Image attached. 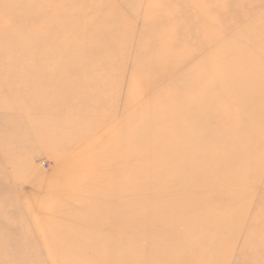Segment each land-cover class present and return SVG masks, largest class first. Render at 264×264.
I'll return each instance as SVG.
<instances>
[{"label":"rangeland","instance_id":"1","mask_svg":"<svg viewBox=\"0 0 264 264\" xmlns=\"http://www.w3.org/2000/svg\"><path fill=\"white\" fill-rule=\"evenodd\" d=\"M80 1L0 0V25L8 22L0 53L17 67L0 72V264H109L140 228L148 237L141 248L154 249L146 261L169 254L193 255L195 264H264V115L251 116L264 113V0ZM88 10L95 22L85 28ZM73 30L91 38L78 46L86 61L79 55L72 70L40 72L28 46L52 47ZM193 74L206 77L202 89L189 83ZM254 89L259 101L244 100ZM235 90L237 98L217 101ZM225 116L230 129L220 134ZM204 129L216 133L203 137ZM192 133L193 147L209 146L200 156L210 168L198 177L203 192L188 198L199 188L186 174L154 190L159 166L189 154L200 161L176 141ZM133 151L158 166L136 174ZM107 180L124 186L113 190L115 203L74 200L84 189L104 197ZM134 181L166 208L128 227L124 188Z\"/></svg>","mask_w":264,"mask_h":264},{"label":"bare ground","instance_id":"2","mask_svg":"<svg viewBox=\"0 0 264 264\" xmlns=\"http://www.w3.org/2000/svg\"><path fill=\"white\" fill-rule=\"evenodd\" d=\"M76 4L81 7V6H84L85 4H89V2L87 0H84L82 2L81 1L80 2H76ZM85 6H87V5H85ZM1 8H0V10H1ZM88 12L89 13H85L86 15H84V17L87 18V22L84 25L85 28L92 27L93 23L95 22V19H91V16L94 17L96 13H92V11L90 12V10H88ZM2 15L3 14H1V16ZM6 23H8V22L7 21L6 22H4V21L1 22L0 30L4 26H6ZM80 30L79 31L73 30L71 33L64 34L63 35L64 37L62 38L63 39L62 42L61 43L59 42V44H55L52 47H46L44 49V48H42V47H40L38 45H36V46H28L29 49H30V53L32 55H34V57H32L30 55L31 56V60L34 62L33 64L36 65V67L40 68V70H41L40 72L45 73V74H51L52 71H55V70L59 69V67L60 68L64 67L65 70H72L70 67H75L77 65L75 63L79 62V60H78L79 58L78 57H79V55H81V46L80 47H78V46L79 45H84L83 42L85 44L87 42H90V39H91V38L82 39L83 36L81 34H79L81 32ZM45 51H46V55L44 54ZM40 53H42V55H43L42 57L39 56ZM83 56L84 55L82 54L81 55V57H82L81 60L86 61V59ZM5 57H6L5 53H0V67H1L0 68V72L1 73H8L10 71H13V70L17 69V67L15 66L14 63L12 64L13 66L9 65L8 67H6L5 66L6 65V58ZM12 58H13V59H11L12 61H14V60L16 61V59H18L16 54H13ZM22 60H26V59L23 58ZM58 60L62 61L63 63H60ZM80 63H82V62L80 61ZM28 65L29 64L22 65L21 66L22 70L27 71ZM202 70L206 74V67H204ZM188 80H189V83L191 81H195V83H196V81H199L201 83L200 87L202 89V84L206 81V77L204 75H202V77H198L197 78L196 75L193 74V75H191V78L189 77ZM5 82L6 81L4 80L3 83H5ZM12 82H14V81L8 80L6 83H12ZM211 83L215 84L214 81L211 82ZM185 86H187V85H185ZM252 91L253 92H251V93H254V95H251V96L247 95L244 100H248V101H250L252 103L255 102V101L258 102L259 99L256 96L257 92L255 91V89L252 90ZM237 92H238L237 90H235V91H226L224 93L223 92H221V93L219 92L220 95L218 96L219 98H218L217 101L220 102L221 99L225 100L228 97L235 98ZM203 96H205V95L203 94ZM92 100H94V97H93ZM208 102L211 103L210 100ZM192 104L193 103L190 102V100H189L188 105L191 106ZM212 104H216V103H211V105ZM98 105H99V103H98ZM179 105H181V104H179ZM165 107H167V109L168 108L169 109H174L175 105L172 104V103L169 106L167 104H165ZM176 107H178V106H176ZM229 108H230L231 113H235L234 112L235 109H233L230 106H229ZM164 112H165V110H164ZM187 112H188L189 115L193 114L192 111H191V107L187 108ZM263 115H264V113L262 115H260L258 110L255 113H251V116L253 118H255V119H258V117L261 118V116H263ZM229 116H227V117L225 116L224 117V120H225L224 124L222 123L223 122L222 118H220L217 121L218 125H219V130L221 131V132H219L220 134L221 133L222 134L225 133V131H223V126L224 127L226 126L225 128H227V129L229 128V126L226 125V124L230 125V123H231V119L229 120V118H230ZM199 118H201L200 122H202L205 119L202 114H199ZM187 120H189V118ZM215 120H217V119H215ZM10 122H11V125H14V123H15V122H12V121H10ZM8 124H10V123H8ZM216 128H218V127H216ZM203 131H204L203 132V137L206 134H207L206 136L209 135V137H210L212 135V133H214V132L216 133V131L208 130V129H204ZM125 132H128V131H125ZM178 133H180V132H178ZM126 136L127 135L122 134L123 139ZM174 137L175 136L173 135L172 139ZM193 137H194V133L190 134L187 139H184V140L182 139L181 140L180 138L179 139L177 138L176 141H177L178 144L184 143V142L187 143V149L191 150V152L193 151L194 154H196L195 150H197V152H198L197 155H198V158H199L198 160H200V161H197V162L193 161L192 158H191V155L189 154V157H188V155L185 158L177 157L176 160H173L172 162H168V163H166L164 165L159 166L161 170L158 169L159 173L156 174L153 177V179H154V180H152L153 184H151V186H152V188L154 190H159L160 189L159 188V186H160L159 181L162 182V179L164 180L165 178H169L170 182L172 181V183H175V185L176 184L180 185L181 178H183V175L186 174V177L184 178V180L186 178L187 179L188 178H192L193 181H194V183L193 182L189 183V186H192V188H194V190H195L196 186H198V188H199V189H197L196 193L194 191V194L191 195V196H188V198H193L194 196H198L199 193L203 192L201 189L204 188L205 185L202 184L203 181L202 182H197L198 181V177L201 176L202 174H208L210 172V168L207 165V161L208 160L205 159L206 161H204L203 157H200V156L202 155L203 148L204 149H208V150H205V152L209 151V146L204 144L205 142H203V143H200V144L197 143V144H199V145H197V148L195 146L193 147V145H192V142L194 143V140H192ZM119 139H120V137H119ZM2 140H3L2 147H5L6 146V141H5V139H2ZM161 143L165 144L167 142L164 141V140H161ZM112 145H114V144H112ZM114 147H115V145H114ZM211 150H212V148H211ZM4 151H6V150H4ZM110 151H111V148H110ZM128 151H129V148H127V153L129 155ZM216 151H217V149H216ZM130 156H133V160H138L137 162L134 163V167H133V169H134L136 174H142L145 171L148 172L149 171L148 169H154V167L158 166L157 161L156 160L154 161L153 159H151L152 156L148 157L147 155L141 154L140 151H133L132 155H130ZM214 156H213V159H210L209 162L212 163L211 166L213 165V163H215L216 166H214V168L218 169V168L221 167V163L219 161V158H214ZM111 164H112L111 167H113L114 164L113 163H111ZM106 174L110 175L109 171H107ZM94 182L98 183L99 181L98 180H94ZM132 183H128V186H126L124 188V191H125V193H124V195H125L124 196V198H125L124 204L127 203V206L129 207V210H130V214H128L126 216H122V217L124 218L123 221L125 220L124 224H126L128 227L135 220L142 219L144 221V219H146L145 218L146 216L154 215V216L158 217L161 213H163L165 211L164 209L166 208L165 205H164V202L162 200L159 201V199L156 200L152 192H147V193L143 192V188L138 186V182L137 181L136 182L134 181ZM135 184H136V186H135ZM213 185H214V183H213ZM95 186L97 187L98 184H96ZM123 187H118V186L116 187V185H114L112 181L107 180V191H106L107 194H105L104 197H102L101 192H99V191H97L95 189L90 190V191H89V189L88 190L84 189L83 193L81 192L79 194H76L75 195L76 199H74V198L73 199L76 200V201H80V199L84 198L86 200H92V201L98 200L99 201V200H102L101 198H105L106 197V200H107L108 204H111V203H115V201L117 199V198L113 199V193H112L113 190L118 188V190L121 191L123 189ZM170 188H171V186L168 187L167 189H170ZM187 191H188V189H187ZM189 191H193V190L189 189ZM119 196L120 195H118L117 197L120 200ZM131 211H132V213H131ZM120 216L121 215H119V214L117 215V217L119 219L118 223L120 222V219L122 218ZM162 224L163 223L161 222V225ZM144 227H146V226H144ZM149 235H152L151 236L152 238H156L158 240V236L150 234V233H149ZM146 237L147 236L144 234V231H143L142 228H140L139 232H137V233H131L130 234V238H129V242L130 243L125 248V252H121L122 254L119 253L118 255H120V256H118L117 254L116 255L111 254V256L109 257V264H159V263H162V264H191V263L195 264V260L196 259H195V256H193V255H188L184 259V258L176 257L177 255L166 254L167 256H165L164 258H162V259L159 258L161 260L160 261L156 257V256H158L160 254H157L154 258L152 257V258H150L149 260L146 261L145 257L147 256V254L151 255L150 252H152L154 250L153 248H146V249L143 248V247L141 248V242L143 240L147 241ZM150 242L154 243L152 241H150ZM154 244H156V243H154ZM126 249H128V250H126ZM202 257L203 256H201V258ZM202 260H203L202 263L200 262L201 260H199L198 262H200V263L197 262L196 264H206V262L204 261L203 258H202Z\"/></svg>","mask_w":264,"mask_h":264}]
</instances>
